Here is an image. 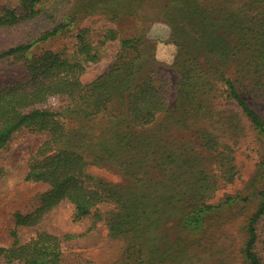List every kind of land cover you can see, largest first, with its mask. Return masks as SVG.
Listing matches in <instances>:
<instances>
[{
	"label": "trees",
	"instance_id": "obj_1",
	"mask_svg": "<svg viewBox=\"0 0 264 264\" xmlns=\"http://www.w3.org/2000/svg\"><path fill=\"white\" fill-rule=\"evenodd\" d=\"M39 1L20 0L15 8H0V30L28 23L38 27L34 34L37 37L0 52V61L20 64L24 71L18 79L0 76V152L19 132L45 135L46 139L27 161L24 180L47 186L38 195V205L33 211L14 215L12 242L8 247L0 246V264H63L64 243L76 236L45 229L43 221L50 212L66 204L73 207L75 221L88 219L92 225L104 221L112 235L129 238L122 257L113 264H158L150 245V240L153 241L150 233L155 226L152 217L161 213L164 204L160 203H166L168 197H154V192L167 177L174 178L177 170L171 165L167 170L162 161L153 157L158 150L162 153L172 150L167 147L171 142L163 140L162 132L169 133L174 127L195 128L205 138V146L218 151L220 144L213 138V130L204 127V120L216 117L212 105L206 102L214 98L233 101L237 116L244 117L261 140L263 158L255 181H264V118L244 95V88L251 87L248 93L264 99V24L259 21V26L256 25L258 15L264 12V0H247L233 11L222 7L220 2L211 3L212 11L197 2ZM154 7L168 10L169 17L183 21L181 28L176 21L172 23L170 33V40L178 47L172 67L181 77L172 106L173 88L168 72L150 66L152 55L147 48L146 25L132 38L121 37L113 26H103L96 34L90 26L82 25L83 19L95 14L113 25ZM63 10L58 21L57 16ZM225 10L227 14L221 16L220 12ZM187 28L198 36L189 37ZM63 31L70 32L68 36L74 40L70 46L58 51L40 46ZM228 38L240 42L232 45ZM114 42L119 49L116 64L90 84H83V74L110 56L109 45ZM243 47L246 52L241 51ZM201 60L207 68L201 65ZM147 64V70L143 71ZM242 64L251 70L243 69ZM204 75L212 80L209 84L217 85L215 90L205 92V85H198ZM202 92L211 95L205 99ZM59 99L67 101L65 108L61 112L52 111L48 104ZM234 119H228L229 129L239 128ZM167 138L177 140L172 135ZM178 157L172 158L169 153L171 162ZM93 165L113 167L122 174V182L113 184L90 174L88 168ZM3 174L0 167V177ZM167 186L176 192L175 187ZM210 186L206 174L195 177L190 187L196 193L191 201L195 205L190 212H196V205L198 212H216L218 206L203 205L211 193ZM175 196L180 200V195ZM156 198L161 202L150 203L157 202ZM258 198V208L245 231L242 254L246 264H263L254 246L259 239L256 224L264 219V190L258 193ZM104 203L115 207L116 212L109 218L95 211ZM20 229H30L34 234L23 241Z\"/></svg>",
	"mask_w": 264,
	"mask_h": 264
},
{
	"label": "rangeland",
	"instance_id": "obj_2",
	"mask_svg": "<svg viewBox=\"0 0 264 264\" xmlns=\"http://www.w3.org/2000/svg\"><path fill=\"white\" fill-rule=\"evenodd\" d=\"M73 1L76 2V0H65L66 3ZM246 1L144 0L143 3L197 2L200 7L211 8L213 11L211 3L220 2L222 7L230 8L229 11H233L234 7L242 5ZM19 2L20 0H0V8H15ZM39 3H52V1L40 0ZM226 3H232V5L230 4L229 7ZM207 4L209 6H206ZM155 7H157L156 4ZM155 7L144 9L140 16L120 19L113 25H110L105 18L95 14L90 18L83 19L82 25L90 26L96 34L100 32L103 26H113L123 38L136 36L142 26L146 25L148 31L146 35L147 48L149 54L152 55L150 66H157L168 72L173 88L170 97V105L172 106L176 103L175 89L181 77L180 73L172 67L178 47L170 40V33L172 23L176 21L177 27L181 28L183 21L181 18L169 17L168 10H157ZM64 12V10L59 12L58 21ZM224 14H227L226 10L220 12L221 16ZM259 21L264 24V12L258 15L256 19L258 26ZM36 32H38V27H35L33 23L22 24L19 28L12 30H0V52L26 42L31 37H37L34 36ZM187 33L192 38L198 36L189 28H187ZM68 35L70 32L63 31L60 36L40 43V46L55 51L61 50L70 46L74 41ZM229 41L234 43L232 45H237L240 42V40L237 41L232 38H228ZM118 51L117 42L110 44L108 50L110 56L83 74L82 83L90 84L116 64L119 56ZM241 51L246 52L245 47ZM216 58L217 56H214L212 61L215 62ZM200 63L203 64L204 68L208 67L203 60ZM240 67L251 70L245 64ZM147 68L148 64L142 70L145 71ZM204 68L202 67L203 71L206 72ZM23 74L24 71L20 64L12 63L10 60L0 61V76L18 79ZM200 78L198 85H205V92H208V89L215 90L217 85L209 84L212 82L210 77L204 75ZM244 85H248V83ZM250 88H244L246 100L264 118V99L248 93ZM201 94L205 99L211 95L203 92ZM66 104L67 101L59 99L50 102L48 107L52 111L61 112ZM206 104L212 105L216 117L207 118V122L204 120V127L213 130V138H217L220 144L218 151H212L206 147L205 138L200 137L195 128L184 129L179 127L177 129L174 127L173 131L169 133L162 132L163 140L171 142L167 147L172 150L170 152L165 151L166 153L158 150L153 153V157L159 162L162 161L161 163L167 170L171 166L177 169L175 175L172 176L174 178L167 177L164 180L166 182L158 184L157 191L154 192V197L161 198L162 195H167L168 198L165 202L170 206L162 203V198H156L157 202H154L155 200L150 202L152 204L159 202L164 204L159 211L161 213L152 217L155 226L150 233L153 240H150L152 253L155 250L153 258L159 259L158 264H246L242 254L246 226L249 218L258 208V193L264 190V181H255L261 157L263 158L261 140L250 129L246 119L244 117L240 119L237 116L236 111L238 112V109L233 101L214 98L208 100ZM231 108L235 111H232ZM230 117L235 118V123H239L238 129L228 128L227 121ZM170 135L177 140L173 141L171 138H167ZM45 139L46 136L43 134L25 130L17 133L8 147L0 152V167L4 169V174L0 177V246L2 247H8L12 242L10 230L13 227L14 215L33 211L38 205V195L47 189L45 184L24 180L30 155ZM168 152L172 153V158L179 157L171 162ZM88 171L109 183L118 184L123 180L122 174L110 166L93 165L88 168ZM204 174L211 180V193L209 192L210 194H208L203 205L218 206L213 214L198 212L197 205L196 212H190V208L195 205L191 204L192 196L196 194L191 192L193 180L199 175L204 177ZM154 178L156 180V176ZM167 184L175 187L176 192L171 191ZM175 194L180 195V200ZM182 195H185L184 199ZM201 208L205 211V208ZM114 209L112 203H104L95 211L103 218H109L116 212ZM152 210L149 209L150 212ZM73 213L71 205H61L50 212L43 221L45 229L76 236L75 239L64 243L63 264H113L122 257L126 250L127 239H129L127 236L112 235L104 221L93 225L88 219L75 221ZM256 231L259 239L254 250L262 258L264 264V219L257 222ZM33 234L30 229H20L19 232L23 241L28 240Z\"/></svg>",
	"mask_w": 264,
	"mask_h": 264
}]
</instances>
